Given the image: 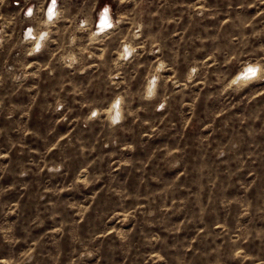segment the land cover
<instances>
[{
  "label": "rangeland",
  "instance_id": "374dc122",
  "mask_svg": "<svg viewBox=\"0 0 264 264\" xmlns=\"http://www.w3.org/2000/svg\"><path fill=\"white\" fill-rule=\"evenodd\" d=\"M60 8L0 0V264H264V0Z\"/></svg>",
  "mask_w": 264,
  "mask_h": 264
},
{
  "label": "built area",
  "instance_id": "2783aa9c",
  "mask_svg": "<svg viewBox=\"0 0 264 264\" xmlns=\"http://www.w3.org/2000/svg\"><path fill=\"white\" fill-rule=\"evenodd\" d=\"M12 4L18 8L23 18L31 22V24L24 25L22 30L23 39L34 42V38L38 35L42 41L44 40L47 31L41 29L39 24L40 22L42 24L52 23L57 19L62 0H12ZM109 8L107 4H103L97 9L92 20L89 21L85 17H79L77 23L80 26L90 27L93 33L104 34L111 27L112 16ZM40 45H38V48ZM34 47H37L35 43Z\"/></svg>",
  "mask_w": 264,
  "mask_h": 264
},
{
  "label": "bare ground",
  "instance_id": "6f19581e",
  "mask_svg": "<svg viewBox=\"0 0 264 264\" xmlns=\"http://www.w3.org/2000/svg\"><path fill=\"white\" fill-rule=\"evenodd\" d=\"M40 36L38 35V36H36V38H34L35 39V42H36V46H38V45H40L41 44V38H39ZM125 48V47H124ZM126 49H128V48H126ZM126 51V50H125ZM254 64H246V65H244L243 66V68L242 69H240V70H238L239 72L237 73V75H246V74H248L250 71L252 72L253 71V68H254ZM250 72V73H251ZM249 75V74H248ZM111 107H113L114 108V105L113 106H111ZM116 111H118V109H116Z\"/></svg>",
  "mask_w": 264,
  "mask_h": 264
}]
</instances>
